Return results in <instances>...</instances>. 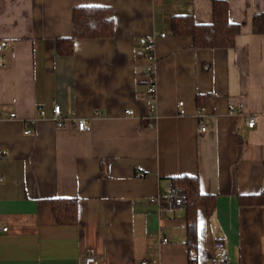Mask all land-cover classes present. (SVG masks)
Segmentation results:
<instances>
[{
	"label": "crops",
	"instance_id": "obj_1",
	"mask_svg": "<svg viewBox=\"0 0 264 264\" xmlns=\"http://www.w3.org/2000/svg\"><path fill=\"white\" fill-rule=\"evenodd\" d=\"M228 1L241 26L233 49L195 48L173 34L178 15L211 23L213 0H0V43L8 42L0 65V264H83L88 255L102 264H189L184 210L161 214L152 202L181 176L217 196L212 214L198 211L195 264H218L216 237L228 264H264V206L240 203L264 191V35L252 32L264 0ZM81 6L112 8L114 35L76 38ZM73 37L74 53L59 54L58 41ZM150 39L155 98L147 93ZM73 116L91 131H78ZM63 199L78 201L75 224L54 215L53 201Z\"/></svg>",
	"mask_w": 264,
	"mask_h": 264
},
{
	"label": "trees",
	"instance_id": "obj_2",
	"mask_svg": "<svg viewBox=\"0 0 264 264\" xmlns=\"http://www.w3.org/2000/svg\"><path fill=\"white\" fill-rule=\"evenodd\" d=\"M74 34L79 39L111 38L114 35L115 16L112 8L81 6L73 11ZM175 36L189 37L193 47L203 49H233L241 33V26L231 21L228 0H213V19L209 24H199L191 15H178L172 20ZM252 32L264 35V12L252 19ZM75 38L58 41V53L70 56L74 53ZM178 196L183 198L181 210L187 226V245L190 251L189 264H195L198 249V211L205 208L212 214L217 207V196L202 193L199 179L191 176L174 177L170 180ZM242 205L264 206V191L240 197ZM78 201L63 199L53 201V211L60 224H75L78 217Z\"/></svg>",
	"mask_w": 264,
	"mask_h": 264
},
{
	"label": "built area",
	"instance_id": "obj_3",
	"mask_svg": "<svg viewBox=\"0 0 264 264\" xmlns=\"http://www.w3.org/2000/svg\"><path fill=\"white\" fill-rule=\"evenodd\" d=\"M166 34H162V37H165ZM8 47V42H1L0 43V65H3V55L1 53V49H6ZM144 52L147 57V60L150 62L149 66L147 68L148 71V88L147 93L152 98H155L157 95V80H156V43L155 40L150 39L144 42ZM180 107V115L184 116L186 115V111L184 109V102L179 103ZM126 113L128 115H134V112L132 110H127ZM243 113V107L240 106L236 111H231L230 114L232 116L237 114ZM16 114H11V118H15ZM206 117V112L204 108H201L198 113V118L200 120L199 122V132L205 133L207 132V126L204 123ZM53 120L57 127L63 128L66 125V121L63 119L62 115V109L61 106L58 104H55L53 108ZM259 120V115L254 114L251 116H248L246 118V124L250 129H254L257 126ZM71 121L75 124L78 131L86 132L91 131V125L88 123L85 119H79L76 116H73L71 118ZM151 127L155 126V122L151 121L149 124ZM32 133V130L27 126L25 130V134L28 135ZM144 174L139 172L137 174L138 177H142ZM152 202H155L159 206V212L161 214L163 213H176L178 210L182 208L183 204V198L178 196L175 192V188L172 184L169 185L166 192L161 193L158 198H155L152 200ZM4 231H7V228L4 229ZM167 240H164L166 242ZM214 251H215V258L218 264H228L229 263V253L227 250L226 243L223 239L216 237L214 239ZM83 264H102L99 262L94 255H88ZM143 264H146V262H143Z\"/></svg>",
	"mask_w": 264,
	"mask_h": 264
}]
</instances>
